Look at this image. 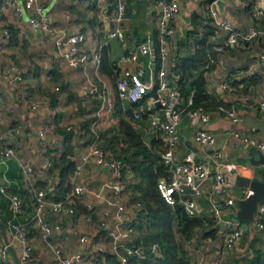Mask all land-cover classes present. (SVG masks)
Returning a JSON list of instances; mask_svg holds the SVG:
<instances>
[{
    "label": "crops",
    "instance_id": "obj_1",
    "mask_svg": "<svg viewBox=\"0 0 264 264\" xmlns=\"http://www.w3.org/2000/svg\"><path fill=\"white\" fill-rule=\"evenodd\" d=\"M180 2L182 9L175 19L179 35L171 39V55L167 62L171 69V77H175V82L179 81V76L174 70L175 63L180 58L190 57L195 53L197 45H202L201 42L198 44L195 42L201 40L207 33L205 46L207 45L208 53H212L213 44L221 38L223 33L214 25L212 19L206 16L208 0H180ZM102 3L100 0H48L45 13L51 25L60 34H69L75 30L83 31L86 34L83 47L91 53H96L106 39L107 29L113 26V0H107L108 8L112 5L110 14L108 9L107 12H103ZM261 4L264 6V0H225L223 8L220 6L219 8L221 15L229 19L237 28L249 31L253 26H257L262 30L264 18L256 17L254 12L256 6ZM138 13H144V16L139 17ZM31 16L30 12H25L20 17L17 16L12 9L10 0H0V41L4 29L16 30L15 36L13 37L10 31L11 37L0 46V68L5 69L10 63H16L24 75L23 83L0 79V132L6 133L10 127L21 125L26 132L32 134L6 138L7 142L12 143L16 148L19 159H12L8 163L0 165V180L6 175L10 183V191L20 195L25 202L27 201L23 218L34 215V203H32L34 188L42 186L48 193L55 196L59 193L61 167L64 166L62 154L67 151L64 145V131L68 127H71L70 131L75 132L71 143L73 153L72 155L68 154L74 160L75 165L80 161L81 156L88 152L91 140L87 134L88 130L84 127L85 120H87L84 115H93L96 118L99 108L95 109L94 107L96 100L100 105L98 96L91 95L84 89V85L88 81H99L92 62L79 68L72 67L65 56L66 47L58 48L55 44L57 33L51 34L37 29L30 21ZM156 18L155 0H130L128 2L123 22L127 37L124 42L112 40L107 44L110 49V57L118 72L127 68L135 70L142 66L146 68V77L155 79L160 57L156 43L151 57L140 54L139 60L136 62L123 61L121 57L130 50L136 49L149 33L155 36ZM182 33L183 36H180ZM262 37H256L249 41L241 40L236 46L216 53L214 56L217 63L207 65V67L203 64L200 66L207 79L208 93L217 97L216 100L220 104L229 108L235 106L240 118L238 121H234L226 114L219 112L216 107L210 106L208 108L211 115L210 120L199 125L218 136V147L225 152L226 166L223 169L233 182V185L229 187L228 194L235 198L244 197L245 191L248 189L238 185L242 182L240 175L261 177L264 174V165L248 166L244 164L242 158L251 154L252 145H249L240 136H236V133H240L264 139L263 133L259 129L253 131L252 127L246 124L247 117L264 119V113L258 106L259 100L264 97V42ZM176 41L177 44H174ZM234 70L241 71V75L233 79L234 88H223L222 82ZM199 72L200 70L196 71L195 75H198ZM99 73L113 85L111 99L116 111L124 113V107L128 108L131 103H124L117 97L115 92L117 78L114 76L115 78L112 79V75L105 74L102 64ZM24 84L28 88L29 101L38 100L42 103L38 110L30 109L27 102L23 100ZM149 101L150 99L146 97L141 102L143 103L142 107H146ZM123 118L121 117V119ZM92 122L88 127L91 132ZM140 125L148 141L154 134L160 136L159 129H150L148 118H143ZM48 126H53V128L47 129L46 136L41 138L37 131L42 128L46 129ZM182 129L186 136L191 135L193 127L186 116L183 119ZM193 145L190 139L186 143L181 142L177 153L183 157L188 146ZM46 158H49L52 166L56 167L48 166ZM28 161L34 167V172L29 178L22 167V164ZM73 171L68 174L66 179L70 185H72ZM110 177L109 171L98 161L92 159L84 164L82 176L78 181L99 192L106 189L105 183L111 180ZM134 179L132 174H128L126 182H132ZM205 185L208 186L209 182ZM90 201L94 202V211H90L86 206V203ZM131 202L134 201L131 200ZM201 203L205 209L201 217L207 222L213 221L208 199L202 198ZM74 206L76 214L72 216L49 214L50 224L52 226L61 224L63 230L61 232L54 230L47 240L42 237L37 223H32L29 228L26 227L29 240L35 248L37 264H59L55 258L56 249L61 250L63 254L83 251L85 257L80 264H121L119 256L111 250V240L106 237V231L98 225V221L103 217L107 208L105 201L93 194H86L77 199ZM128 208L127 212L131 213L133 208L131 206ZM225 210L226 215L232 216L238 209L229 207ZM89 216H92L93 220H90ZM78 220L80 222L83 220V223L77 222ZM212 229H215L214 235L208 233ZM210 230L207 231V235H204L206 237L203 242L205 243L204 248L207 247V259L200 258V256L194 258L195 256H193L192 261L190 260L191 262L188 264H213L214 262L216 264H253L258 257L264 259V228L260 229L252 223L249 224L247 233L232 246H227L224 243L218 226L213 225ZM140 231L141 233L137 230L136 235L129 240L130 245L137 235H142L143 229ZM81 234H89L92 237V242L82 244L79 241ZM8 238L12 243L11 246L15 248V252L11 250V256L15 264H19L18 242L12 240L9 233ZM194 238L195 235L192 237V241ZM0 240L4 241L1 227ZM48 240L52 241V246ZM100 246L105 250L100 251ZM198 249L201 250L200 247ZM109 255H116L119 262H113L112 259L107 258Z\"/></svg>",
    "mask_w": 264,
    "mask_h": 264
},
{
    "label": "built area",
    "instance_id": "obj_2",
    "mask_svg": "<svg viewBox=\"0 0 264 264\" xmlns=\"http://www.w3.org/2000/svg\"><path fill=\"white\" fill-rule=\"evenodd\" d=\"M47 1L10 0V3L14 13L19 17L23 16L25 12L32 13L30 21L37 29L51 34L57 33L55 44L58 48L66 47L65 56L72 67L79 68L92 62L99 81H88L84 85V89L89 94L98 96L100 105L96 112V118L91 125L94 136L90 142L89 150L81 156L80 161L76 164L71 178L72 185L65 197L54 199L50 198L48 192L43 188L36 187L33 189L35 212L32 220L38 224L42 237L47 240L54 230L58 232L63 230L61 224H55L54 226L50 224L48 221L49 214L75 215V201L86 194H93L107 204L98 225L106 231V237L111 240V250L119 256L121 264H127V254L143 255L144 246L142 243L137 247H133L129 243V240L137 233L134 223L138 216V209L142 206L140 197L137 201L131 202L130 192L123 181L124 173L131 174V170L122 159L115 157L109 149L101 147V127L118 123L119 119L124 117L137 127L141 126L143 118H148L150 129H159L160 137L164 143L161 158L169 173V178H161L158 184L165 199L174 206L183 204L185 213L193 218L201 216L205 211L201 199L206 197L211 205L213 223L211 224L205 220L203 226L198 227V229L205 235L213 225L218 226L221 237L227 246H232L241 240L245 235L244 226L232 216L225 214V208L236 207L235 200L238 198L228 194L229 187L233 185V182L227 177L223 169L226 166L224 161L225 152L218 147L217 134L199 126L210 120V112L206 108L193 106V92L187 99L184 97L181 87L178 82H175V77H171V69L167 63L171 55V39L179 35L175 19L182 9L180 0H155L157 8L155 36L149 33L136 49L130 50L121 57L123 61L133 62L139 60L140 54L151 57L156 43L161 59V66L157 70L155 79H148L146 68L142 66L135 70L127 68L118 72V77L115 80V92L122 102L139 104L146 97L150 99L148 105L144 108H133L129 111L128 108L124 107V113L116 111L111 99L113 85L100 75L99 70L102 64V48L111 40L124 42L127 37L123 22L130 0H113V26L107 29L106 39L96 53H91L83 47L86 41V34L83 31L75 30L69 34L58 33V30L51 25L45 13ZM100 1L103 2L101 5L103 12H107V0ZM218 1L220 0H208V3H206V16H209L214 25L223 32L221 38L213 44V52H223L236 46L241 40L249 41L260 36H263L262 40L264 42V26L262 30L257 26H253L249 31L237 28L229 19L221 15ZM254 12L256 17L264 18V6L262 4L256 6ZM181 35L183 36V33ZM10 37V30L4 29L0 46ZM174 44H177V41ZM215 63H217L216 57L210 54L206 67ZM240 75V70L231 71L228 78L222 82V87L233 89V79ZM3 78L14 82H24L23 72L16 63H10L5 69L0 68V79ZM152 92L154 93L151 94ZM215 99L218 98L215 97ZM23 100L27 102L32 110H38L42 106V103L38 100L29 101V92L25 84L23 86ZM258 106L264 113V97L259 100ZM216 109L234 121L240 119L235 106L229 108L224 104H219ZM185 116L188 117L189 123L193 127L189 136H186L182 129ZM251 127L253 131H256V127ZM52 128L53 126H48L46 129L38 130L37 133L43 138L46 136L47 129ZM70 128L68 127V129ZM21 134L32 135L31 132H26L21 125L10 127L6 133L0 132V165L8 163L12 159H19L16 148L12 143L7 142L6 138ZM236 136H240L249 145L258 147L264 153V139L261 140L254 135L240 133H236ZM189 139L194 145L188 146L184 156L180 157L177 148L181 142L186 143ZM92 159L98 161L111 175V180L105 183L106 189L99 192L78 181L82 176L84 164ZM46 164L52 166L49 158H46ZM22 167L27 178H29L34 172L32 163L28 161L23 163ZM1 181L0 192L9 199L14 215L9 221L7 229L11 239L18 242L20 250L19 264H37L35 248L29 240L25 224L16 221V218L23 215L24 200L20 195L10 191V183L6 175L1 178ZM207 182H209L208 186L205 185ZM251 193L252 190L248 188L244 197L249 196ZM86 206L90 211L95 209L92 201L87 202ZM130 206L133 210L128 213V207ZM263 215L264 201H261L258 204L252 223L260 229L264 228ZM89 219L93 220V217L89 216ZM79 241L82 244H90L92 237L89 234H81ZM48 243L51 246L53 244L52 241ZM10 245H12L11 241ZM150 247L153 251H157L158 244ZM99 250L104 251L105 249L100 246ZM84 257L85 254L80 250L72 254H63L61 250H55V258L59 264H80L83 262ZM0 264H15L9 244L2 240H0ZM213 264H216V262Z\"/></svg>",
    "mask_w": 264,
    "mask_h": 264
},
{
    "label": "trees",
    "instance_id": "obj_3",
    "mask_svg": "<svg viewBox=\"0 0 264 264\" xmlns=\"http://www.w3.org/2000/svg\"><path fill=\"white\" fill-rule=\"evenodd\" d=\"M13 37L16 30L10 28ZM207 33L201 40L202 45H197L195 53L190 57L180 58L175 63L174 70L179 76L178 84L182 89L184 97L187 99L193 92L194 107H203L208 110L210 106L217 107L220 102L211 96L207 91V79L204 71L200 69V66L206 65L209 59V55H216L215 52L208 53L206 44ZM180 40L178 41V44ZM187 43V42H185ZM102 68L105 74L112 75V79L118 77V70L110 57V49L107 45L102 48ZM161 66V59H158V69ZM198 75H195L196 71H199ZM115 76V77H114ZM152 92L151 94H153ZM149 96V95H148ZM95 109L99 107V101L95 102ZM143 103L131 104L128 109L131 111L133 108H142ZM95 119V116L85 120L84 127L90 134V140H92L94 134L88 128L90 123ZM71 129V128H70ZM66 129L64 145L67 151L62 154V160L64 166L61 167V183L59 193L55 196L52 193H48L50 198L61 199L64 198L71 185L66 180L70 172L75 170L74 160L68 156L72 155V141L74 139L75 132L73 130ZM102 134V133H101ZM105 137L102 135L101 147L109 149L115 157L123 160V162L130 168L131 174L138 180V182H126L128 173L123 175V181L127 190L130 192V199L137 201L140 197L142 206L138 209L137 220L134 225L137 230L143 229L142 235H137L136 239L132 243L133 247L143 244V255H127L128 264H188V261L184 258L180 243L176 238L175 226L180 232H182L188 239H192L194 236V230L203 226L205 219L201 216L189 217L184 208H178L170 204L162 195L159 189V181L161 178H169L167 166L164 164L161 158V152L164 150L163 139L156 134L150 137V141L145 138L144 131L141 126L137 127L128 119H121L117 127L111 130V133ZM56 166L53 165L52 168ZM74 172V171H73ZM135 180V181H136ZM39 188H43L42 186ZM44 189V188H43ZM34 198V196H33ZM24 200V198H23ZM26 203L24 200V212L23 215L16 218V221L23 222L25 228H29L32 223H36L32 220V217L25 216ZM34 203L35 212V200ZM13 212L10 207V201L0 192V218L9 227V221L13 218ZM212 224L213 221H210ZM139 233V234H140ZM214 235L215 229L208 232ZM203 234V233H202ZM207 235V232L206 234ZM204 236V235H203ZM158 244L156 252L152 250L150 246ZM158 254V255H157ZM112 255V254H111ZM107 256L112 259L113 262H119L116 255ZM253 264H264V259H256Z\"/></svg>",
    "mask_w": 264,
    "mask_h": 264
},
{
    "label": "water",
    "instance_id": "obj_4",
    "mask_svg": "<svg viewBox=\"0 0 264 264\" xmlns=\"http://www.w3.org/2000/svg\"><path fill=\"white\" fill-rule=\"evenodd\" d=\"M225 1H218L220 8H223ZM112 5L108 8V13H111ZM246 124L248 126H253L259 129L264 136V119L258 120L252 117H247ZM251 154L249 156L243 157L242 161L248 166H259L264 165V153L256 146H251ZM242 179V182L238 183L243 187L249 188L252 190V193L246 197H238L235 200V206L238 209L232 214V217L238 220L243 226L249 225L254 222V215L257 210L258 204L261 201H264V174L260 176H250L244 175L239 176ZM2 181L0 180V183ZM175 207L183 208V204H176ZM0 227L2 228V233L4 241L9 244L10 250L15 252V248L10 245L8 238V230L6 223L0 218ZM247 229H245V234Z\"/></svg>",
    "mask_w": 264,
    "mask_h": 264
},
{
    "label": "rangeland",
    "instance_id": "obj_5",
    "mask_svg": "<svg viewBox=\"0 0 264 264\" xmlns=\"http://www.w3.org/2000/svg\"><path fill=\"white\" fill-rule=\"evenodd\" d=\"M136 6L138 7V5H136ZM137 16L143 17L144 13H138ZM122 46L125 47V45H122ZM92 117H93V115L92 116H89L87 114L84 115V118H87V119L92 118ZM117 125H118V123H115V124H112V125H109V126L105 125V126L101 127V133L105 137L104 140H106V136H108L111 133V130L113 128L117 127ZM88 137L90 138V134L88 135ZM135 180H136V178H135ZM134 182L136 183V182H138V180H136ZM237 191L239 192V190H237ZM239 195L242 196L241 194H239ZM77 222L82 224L83 220H81V222L78 220ZM248 227H249V225H244L245 229H248ZM175 230H176V232H175L176 233V238H177L178 242L181 245V248H182L181 251H182L183 255L185 256L184 258L186 259V261L191 262L193 256H195L194 258H196L197 256H200V258L204 257V258L207 259V247L204 248L205 243H203L204 240H205L204 237H206V236H203L202 232L199 231L198 228H196L194 230L195 238H194L193 241H192V239H188L182 232H180L176 226H175ZM198 247H200L201 250H199ZM156 253H158V252H156Z\"/></svg>",
    "mask_w": 264,
    "mask_h": 264
}]
</instances>
